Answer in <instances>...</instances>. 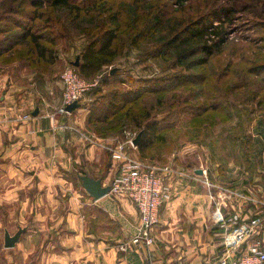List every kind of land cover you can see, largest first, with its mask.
<instances>
[{"label":"crops","instance_id":"1","mask_svg":"<svg viewBox=\"0 0 264 264\" xmlns=\"http://www.w3.org/2000/svg\"><path fill=\"white\" fill-rule=\"evenodd\" d=\"M47 78L48 73L17 61L0 65V264L214 263L224 249L223 232L213 217L209 187L190 178L173 179L174 197L160 207L154 228L156 243L120 249L140 223L137 207L129 198L110 194L94 200L80 178L89 174L109 183L116 169L107 148L112 138L89 126L90 97L71 114L57 116L75 129L56 127L50 115L61 103L62 83L56 89L53 77ZM26 113L32 117L22 119ZM183 151L169 163L196 172L207 167L210 181L228 187L222 183L226 166L214 172L208 162L188 167ZM239 167L248 179L246 192L264 200V162ZM235 200L230 206L239 205L245 213L256 207ZM20 227L26 228L20 241L6 248V230L14 234Z\"/></svg>","mask_w":264,"mask_h":264},{"label":"rangeland","instance_id":"2","mask_svg":"<svg viewBox=\"0 0 264 264\" xmlns=\"http://www.w3.org/2000/svg\"><path fill=\"white\" fill-rule=\"evenodd\" d=\"M7 2H9V0H0V14H3V19H0V30H3V28L11 23L7 20L8 14H6L5 11ZM175 2L176 0L150 1L151 4L158 5V8L161 9L159 11L160 14L163 8L170 12L169 14L172 16L171 24H174L175 28L181 25H188V23L201 16L209 18L207 21L212 19L214 26H217V30L221 32L220 36L223 35L226 38L222 51L215 52L207 66H196L193 69H189L186 67V62L188 61H185L183 65L172 69L168 68L169 61H167V58L169 56L165 55V57L154 59L142 58L141 49L127 45L124 48L123 54L118 56L113 64L104 65L99 72L88 75L85 74L88 79H93L97 76H100V79H102L114 75L111 73L113 69H115L116 72L114 77L111 76L110 85L105 86V84L100 81V84L95 89L88 92L83 100L86 97L92 99L87 101L91 104L89 106L90 112L91 108L93 110L94 107H99L100 104L106 100V98L102 100L101 96L110 92L112 89H130L131 87L141 89L143 91V98L141 101L142 103L139 104L143 109L149 110L150 119H163L165 123H173L174 121V124L178 123V126L160 129V133L164 134L166 139L157 140L154 145H152L153 147L150 154L147 153L148 151L142 154L138 148L135 150V154L140 158L141 156L148 158V156L151 155H159L158 161L160 160L161 163L166 164L183 149L184 151L182 154L184 155L185 162L189 164L188 167L194 164L205 163L206 165L209 163V166H212L213 172L218 169L219 164L217 160L221 158V160L224 161V166H226L224 171H227L224 174L222 173V176L225 175L226 177L222 183H225L224 185L228 187H241L240 191L246 192L247 189H244V186L248 182V179H245L244 173L241 171L242 168H235L238 164L235 159L239 152H232L236 145V142L232 140L236 138L240 139L237 150L240 151L241 148L245 146L256 152V160L264 162V118L262 114L259 113L255 121L252 119L248 120V118L245 117L244 122L238 123L234 116L235 109L232 111L230 110L232 108V103L234 104L235 101L237 103L240 102L241 96L245 97V94L241 93V91L235 92L234 88H229V86L227 87L226 85H224L223 88L219 86L220 91L212 86L213 84L217 86L215 82L218 79V74L222 70L228 73L227 78H223V80H226L224 84L229 83V81L243 79V81H251L249 85L250 88L256 89L262 86L261 76L264 74V71L260 73L259 69H264V66L258 68L254 67V64L264 63V0H182L180 3ZM156 6L153 8L154 12L157 11ZM42 10L46 11V9ZM47 14L48 13H45L42 19H37L36 21V25L40 27L38 29L40 32L42 30L43 32H50L49 29H46V26L49 24L45 22ZM51 27L54 28L53 32L56 33L57 38V43L54 45L57 53L54 57L57 59L52 66H49L48 78L53 77L51 82H53L54 88L61 89L59 85L61 72L67 66H74L73 63L78 57L80 58V54L87 45L89 37L84 33H80L74 27L70 28L67 34L64 35L62 33L64 35L62 36L59 29L55 28L53 25H51ZM12 32L13 31L8 34ZM5 36H7V33H0V40L4 39ZM220 36L213 35L210 39V44L218 41ZM168 48L169 47H166L165 49ZM170 49L172 48L170 47ZM170 49L167 50V52H170ZM161 51H163V48ZM198 55L203 56L204 53L201 52L198 53ZM8 60L10 61H0V65L12 64L9 63L12 59ZM174 72H181L185 75L180 76V82H174L175 84L171 85L170 89L158 92H149L145 90L147 88L158 87L159 82L156 81L158 78L164 79L168 74H173ZM193 72L199 73L203 77L206 76L207 80L201 83L202 79L193 75H187ZM252 72H259L260 74H252ZM43 77H38L37 80L42 82L43 85H46L45 78ZM119 80H125V83H120ZM141 80H147L149 83H138ZM223 82L224 81H222V83ZM165 84L167 83L161 86ZM203 103L209 104V106H220L217 111H209L207 113V116H209L207 119L194 116L193 114L196 112L195 107ZM214 103L219 104L214 105ZM177 104L183 107L181 110V113H183L182 115L180 114V110L174 113ZM220 110L224 112L220 113ZM228 112H230L229 114L231 117L230 119H225L223 115ZM194 119L195 121H193ZM205 122L210 123L211 131H209V135L211 136L204 135V132H202L203 134L200 133V135H191L186 131L182 132L183 126L189 131V129L191 127L194 128L195 125L201 128L204 126ZM189 123L191 125H189ZM189 126L191 127L189 128ZM238 126L239 130H233L231 133L228 132V128L234 127L236 129ZM126 131L131 132L130 137H137L141 132L140 128L136 127L133 123H129L121 132L112 131L107 136L102 137L112 138L108 144L112 146L116 143L127 141L128 137L125 134ZM231 135H234L236 138ZM131 151L133 152V150ZM153 161L157 160H147V162ZM213 167H216V169ZM208 174L212 178L210 172ZM249 187L248 185L246 186V188ZM261 197L264 198V196ZM12 229L14 230L15 226L12 227ZM1 240L2 233H0V241ZM1 244L3 245V241L0 243L2 247ZM37 254L38 252L35 253V256ZM4 255L5 254H3V257Z\"/></svg>","mask_w":264,"mask_h":264},{"label":"trees","instance_id":"3","mask_svg":"<svg viewBox=\"0 0 264 264\" xmlns=\"http://www.w3.org/2000/svg\"><path fill=\"white\" fill-rule=\"evenodd\" d=\"M150 1L9 0L5 6V11L8 14L7 20L11 23L3 28V30H0V33H7V36L0 40V61L7 62L10 61L8 59H12L9 63L17 61L39 73H48L49 66H52L57 59L54 57L57 54L54 47L57 43V38L51 25L59 29L62 36L67 34L70 28L74 27L80 33H84L89 37L87 45L80 54V64L78 67L76 66V69L84 77H86L85 74L88 75L101 71L104 65L113 64L116 58L123 54L124 48L127 45L141 49L142 58L154 59L165 57V55L169 56L167 58V61H169L168 68L172 69L183 65L185 61H188L186 62V67L189 69H193L196 66H207L212 59V55L215 52L222 51L226 38L223 35L220 36L221 32L217 30V26H214L212 19L207 21L209 18L201 16L188 23V25H181L175 28L174 24H171L172 16L169 14L170 12L163 8L160 14L159 11L161 9L158 8V5L151 4ZM181 1L176 0L175 3H180ZM155 6L157 8L156 12L153 10ZM42 9H46V11ZM45 13H48L45 22L49 23L46 29H49L50 32H43V30L40 32L38 30L40 27L36 25L37 19H42ZM2 15L1 13L0 19H3ZM11 31L13 32L8 34ZM213 35L220 37L218 41L210 44V39ZM161 47L163 51H161ZM166 47L169 48L165 49ZM169 49L171 51L167 52ZM201 52L204 53L203 56L198 55ZM262 66H264V63L254 64V67L260 68ZM259 71L261 73L264 69L260 68ZM115 73L111 76L114 77ZM260 73L252 72V74ZM183 75L185 74L181 72L168 74L166 78H158L156 80L159 82L158 87L147 88L145 90L158 92L170 89L171 85L175 84L174 82H180V76ZM187 75H193L202 79L201 83L207 80L206 76L203 77L199 73L193 72ZM111 76L101 79L105 86L110 85ZM227 76L228 73L223 72V70L220 71L217 76L218 82H215L218 88L214 84L212 87L220 91L219 86L223 88L226 85L229 88H234L235 92L241 91V93L245 94V97L241 96L240 102L237 103L235 101L234 104L232 103L230 111L235 109L234 116L236 121L238 123L244 122L245 117L248 120L252 119L255 121L259 113L264 118V74L261 76L262 86L256 89L249 87L251 81H243V79L229 81V83L224 84L226 80H223V78L225 79ZM124 81L119 80L120 83H125ZM222 81L224 82L222 83ZM138 83L144 84L149 82L141 80ZM164 83H167L165 84L167 86H161ZM105 98L106 100H104ZM142 98L143 91L139 88H115L110 90V92L101 96L104 102L99 107H94L93 110L91 108L88 114L89 126L97 134L107 136L112 131L121 132L129 123H133L142 132L138 141L140 153L143 154L148 151L147 153L150 154L152 145L157 140L166 139V136L160 133V129L174 128L178 126V123L174 124V121L173 123H165L163 119H150L149 110L143 109L139 104L142 103ZM218 104L214 103V105ZM219 106H209V104L204 103L199 104V106L195 107L196 112L193 115L207 119L209 117L207 113L211 110L217 111ZM182 109L183 107L177 104L174 113L180 110V114L182 115ZM223 112L220 110V113ZM229 113L223 115V117L230 119L231 115ZM189 125L191 124L189 123ZM183 127L184 131L182 130V132L186 131L191 135H200V133L203 134L202 132H204V135L211 136L209 135L211 126L207 122L201 128L198 125H195L194 128L189 126V128L191 127L189 131L186 130L185 126ZM233 130H239V126L236 129L234 127L228 128L229 133ZM239 140L238 138L232 140L236 142L232 152H239L237 158L235 157L236 163H247L249 165L255 164V162H262L256 160V152L254 150H250L245 146L240 151L237 150ZM152 156H148V158L141 156V159L144 161L157 160L153 162L161 163L160 160L158 161L159 155ZM217 163L219 164L218 169L223 170L224 161L220 158L217 160Z\"/></svg>","mask_w":264,"mask_h":264},{"label":"built area","instance_id":"4","mask_svg":"<svg viewBox=\"0 0 264 264\" xmlns=\"http://www.w3.org/2000/svg\"><path fill=\"white\" fill-rule=\"evenodd\" d=\"M60 81L61 103L50 117L56 127L75 129L58 118L71 114L67 106L73 102L81 103L84 96L100 84L101 79L100 76L88 79L76 67L67 66L61 72ZM31 117V113L22 115V119ZM125 134L127 141L107 145L116 166L108 183V194L129 198L138 209L140 223L130 238L119 245L121 250L148 248L156 243L154 228L159 222L160 207L172 201L175 193L173 179L181 177L201 181L210 189L208 194L214 203L213 217L222 229L224 245L221 255L212 264H264V200L231 187L217 186L210 181L204 167L203 173L198 174L195 170L187 171L174 163L144 161L135 154L138 148L134 143L136 137H130V131ZM231 199H237L240 203L250 202L256 207L245 213L239 205L231 207Z\"/></svg>","mask_w":264,"mask_h":264},{"label":"water","instance_id":"5","mask_svg":"<svg viewBox=\"0 0 264 264\" xmlns=\"http://www.w3.org/2000/svg\"><path fill=\"white\" fill-rule=\"evenodd\" d=\"M80 58L78 57L73 63L74 66H79ZM115 72V69L112 70V73ZM81 106L80 102H73L68 105L67 108L69 111H73ZM38 109H36L33 114H38ZM142 132H140L137 137L134 139V143L138 145V141L141 137ZM198 173H203L202 169L197 170ZM80 178L82 179L83 186L87 192L92 196L94 200H98L106 196L110 191V185H103V180L101 178H94L89 174H81ZM26 231L25 227H20L14 234H11L8 230L5 232L4 237V246L6 248H12L16 246L17 242L20 241L22 234Z\"/></svg>","mask_w":264,"mask_h":264}]
</instances>
